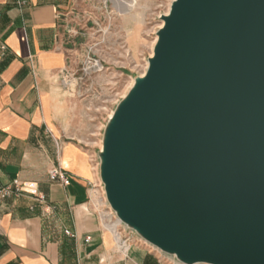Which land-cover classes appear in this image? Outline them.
Instances as JSON below:
<instances>
[{"label": "water", "instance_id": "95a60500", "mask_svg": "<svg viewBox=\"0 0 264 264\" xmlns=\"http://www.w3.org/2000/svg\"><path fill=\"white\" fill-rule=\"evenodd\" d=\"M108 117L116 219L180 264H264V0H172Z\"/></svg>", "mask_w": 264, "mask_h": 264}, {"label": "crops", "instance_id": "0c3cea01", "mask_svg": "<svg viewBox=\"0 0 264 264\" xmlns=\"http://www.w3.org/2000/svg\"><path fill=\"white\" fill-rule=\"evenodd\" d=\"M76 4L0 0V191L15 180L20 189L0 196V264H175L133 236L122 253L102 223L97 150L60 83L61 26ZM54 166L69 186L49 180Z\"/></svg>", "mask_w": 264, "mask_h": 264}, {"label": "rangeland", "instance_id": "374dc122", "mask_svg": "<svg viewBox=\"0 0 264 264\" xmlns=\"http://www.w3.org/2000/svg\"><path fill=\"white\" fill-rule=\"evenodd\" d=\"M170 3L171 0H77L64 18L61 35L68 64L60 73V83L66 96L78 103V110L86 117V143L92 153L101 148L109 113L127 93L134 76L144 74L159 16L166 14ZM95 196L102 223L108 224V205L99 192ZM117 230L122 240L133 236L148 246L135 234L124 231L123 226H117ZM163 256L167 262L175 260Z\"/></svg>", "mask_w": 264, "mask_h": 264}, {"label": "built area", "instance_id": "2783aa9c", "mask_svg": "<svg viewBox=\"0 0 264 264\" xmlns=\"http://www.w3.org/2000/svg\"><path fill=\"white\" fill-rule=\"evenodd\" d=\"M0 48H1L2 51L5 50V46L2 45V44L0 45ZM48 178H49L50 181H52V182H58L62 186H69L70 185V182H71L70 177L68 176V174L60 166H54V167H52L49 170V172H48ZM13 187L14 188L6 187V188L2 189L0 191V196L1 197H4L6 195L11 194L12 192L18 193L20 191V189H19V183H18L17 180H15L13 182ZM95 188H99L98 191H99V193L101 195V198L105 201L104 191H103V187H102V184H101L100 180L97 181V183L95 185ZM37 200L39 202H44V196L38 195L37 196ZM108 210H109V213L107 215L109 216L110 221H115L116 220V217L114 216V213L110 210L109 207H108ZM119 226H123V225L121 224ZM123 229H124V231H127V232H129L131 234L133 233L132 231L127 230L124 226H123ZM64 233H65V235H70V232L68 230H64ZM129 239H130L129 237H124L123 242L125 244H128ZM87 241H88V239L85 240V242H87Z\"/></svg>", "mask_w": 264, "mask_h": 264}, {"label": "bare ground", "instance_id": "6f19581e", "mask_svg": "<svg viewBox=\"0 0 264 264\" xmlns=\"http://www.w3.org/2000/svg\"><path fill=\"white\" fill-rule=\"evenodd\" d=\"M172 1V0H171ZM125 3V2H124ZM127 5V4H126ZM169 6L168 5V9L166 11V13L168 12L169 10ZM125 8V7H124ZM123 8V9H124ZM127 8V7H126ZM162 25V21H160V24L158 27H160ZM156 27V26H155ZM156 38L153 40L152 42V48H153V45H154V42H155ZM147 66V65H146ZM133 83V80H131V82L129 83L127 89L132 85ZM112 114V112L109 113V116ZM100 146H101V140H100ZM103 203V202H102ZM107 219H109V216H105ZM103 218V217H102ZM121 225L120 221L118 219H116L115 221H109L108 224H104V227L109 231V233L112 235V237L114 238L115 242H116V245H117V248L119 251H121L122 253H125L128 249V244H125L123 242V240L121 239L120 237V233L118 232L117 230V226ZM148 245V244H147ZM150 246V245H148ZM152 247V246H150ZM153 248V247H152ZM170 257V256H169ZM173 259V257H170ZM174 263L175 264H180L178 263L176 260H174Z\"/></svg>", "mask_w": 264, "mask_h": 264}]
</instances>
